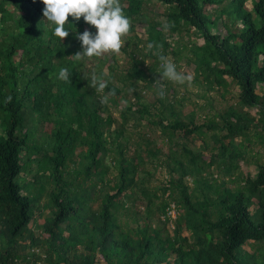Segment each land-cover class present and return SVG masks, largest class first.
Returning <instances> with one entry per match:
<instances>
[{
	"label": "trees",
	"instance_id": "trees-1",
	"mask_svg": "<svg viewBox=\"0 0 264 264\" xmlns=\"http://www.w3.org/2000/svg\"><path fill=\"white\" fill-rule=\"evenodd\" d=\"M156 1L169 7L170 35L182 31L171 27L175 20L203 40L192 50L196 73L205 74L209 86L234 83L238 108L247 112L229 107L218 127L214 120H182L165 95L154 107L144 103L141 90L153 85L155 67L170 47L160 22L146 30L153 46L145 57L157 51L152 66L143 55L129 54V67L118 72L114 55L111 64L100 55L85 72V57L72 56L81 50L75 29L59 42L42 0H0V264H264V155L254 175L238 181L234 174L249 127L264 130V0ZM223 2L215 18L207 14ZM142 3L121 1L131 28L144 22ZM222 14L231 18L228 29ZM69 20L76 31L85 30L82 17ZM62 67L73 72L70 82L59 78ZM93 73L108 81L106 89L93 86ZM126 82L133 101L116 84ZM253 109L257 118L249 115ZM32 121L50 126L42 144L34 141ZM143 121L166 141L165 152L147 134H137L135 142L127 137V126ZM218 130L225 133L218 136ZM207 132L214 146L195 147ZM255 137L264 149V135ZM159 169L166 180L151 187ZM43 194L49 215L33 229ZM170 203L178 211L172 232L162 220Z\"/></svg>",
	"mask_w": 264,
	"mask_h": 264
},
{
	"label": "rangeland",
	"instance_id": "rangeland-1",
	"mask_svg": "<svg viewBox=\"0 0 264 264\" xmlns=\"http://www.w3.org/2000/svg\"><path fill=\"white\" fill-rule=\"evenodd\" d=\"M123 0H120V2ZM142 18L144 19V22L133 24L131 31L124 34L122 39L125 41V43L122 45V49L119 52H105L102 53L101 56H108V62L107 64H111L113 59L111 58L112 55L115 56L118 64H119V71L125 70L130 65V58L129 54H133L135 57H140L143 55L145 57L146 54L149 53L150 50H152V47L149 48V38L150 35L147 33V27L149 23H161L164 28L163 35L167 38L168 42L170 43L169 50H167V53L164 54V57H166L168 60H171L176 63L178 71L184 73L185 75L191 76V80H186L184 83H179L176 81L169 80L168 78L164 77L162 79H159L162 72V61H158V66L155 67L154 70V82L153 85L148 88L147 90H141V94L143 97L144 103L153 106L156 104V101L159 97V91L160 86H164V91L166 98L169 100H173L175 103V107L177 111H180L182 116V120L188 121V117H192L194 120V123L196 125L205 124L209 120H214L218 127H221L223 125V122L219 115L223 114L229 107H234L238 112H247V109H241L238 108V87L234 83L228 82V85L226 88L218 87L215 84H212L209 86L208 79L206 78L205 74L196 73L195 71V64L191 61L194 59V54L192 53V50L195 46L202 47L203 40L196 37L195 30L190 29L187 31L185 29L187 26L186 24L180 22L176 23L175 20H172L170 23L171 27L173 28H179L182 31L171 33L169 34L167 17L166 13L169 11V7L164 6L163 4L157 2L156 0H142ZM246 10H251V3H246ZM225 7V2H223L221 5H213L211 6L207 14H210L212 18H215L216 14H220V11L223 10ZM171 8V7H170ZM172 11H174L172 9ZM17 15V14H16ZM221 18L223 24L227 25V29L232 26L231 24V18L226 17L225 14H222L221 16H218ZM85 22V21H84ZM184 25V28H181V26ZM238 26L241 25V23H237ZM92 28L94 31H96L95 27L85 22V29ZM222 35H226V29L223 28L221 30ZM138 48V49H137ZM198 48V53L201 52V54H204L203 51H205V46L202 49ZM172 49L175 51H178V54H173ZM197 49V48H196ZM161 50V49H160ZM139 51V52H138ZM157 51L152 52V55L149 57H145V66H152L156 59L153 58V54H156ZM139 54V55H138ZM83 67L84 71L87 72L89 69H91L95 64H97V59L93 57H85L83 59ZM106 67H104L103 71L106 72ZM123 72V71H121ZM212 77H210L211 79ZM118 88H123V91L126 94L127 98L133 101L132 96V90L129 86V82H126V84L123 83H116ZM258 94H262L261 87L258 88ZM108 107L110 110V113L114 118H119V111L114 109L113 107H110L109 103ZM121 107L124 106V102L121 101ZM151 112H154L153 108L151 107ZM249 115L252 118H257V110H250ZM142 127L135 128L131 126L130 124L127 126L126 135L127 137H130L132 142H135L138 139L137 134L148 135L154 142L156 143L157 147L162 148L163 152L167 150L166 141L161 139L159 132L158 134H155L153 131L149 129L147 125H145V121L142 122ZM31 128H34L36 130V133L34 135V141L38 144H42L45 140V132L49 133L50 126L47 125H41L37 121L29 122V125ZM261 130V129H260ZM218 136L224 134L225 132L221 131H215ZM211 134L213 132H207L203 136H199L195 139V147L201 149L203 148L204 144H207L208 148H211L214 146L213 139L211 138ZM256 135L263 134L264 130H256L251 125L248 130V141L241 142L243 147L246 149L244 159L239 162L240 169L236 171L234 174L237 175L238 181L242 177H244L247 173H250L251 175H254L257 171V166L262 162L263 155H264V149L258 143ZM241 138H237L236 142H240ZM33 142V141H32ZM248 142H251L248 144ZM132 151L128 152V155H131ZM203 154L205 158H208L209 151L203 150ZM78 166V165H77ZM80 168V166H78ZM31 170L35 168V166L32 164L29 167ZM150 169V167H149ZM214 175L221 177H225L228 179L229 176H225L223 173H219L214 169ZM241 174V175H240ZM166 172L164 169H159L155 172V175L150 183L151 187H157L161 182H164L166 180ZM22 177L24 179L31 180V175L29 174H22ZM186 183L193 188V184L190 178H187ZM168 199L165 198V201ZM48 202V198L46 194H43L41 198L39 199L38 208L35 210V219L36 222L31 224L30 226L33 227V229H36L35 227L42 225L44 222V217L49 215V209L45 208L44 205ZM40 209V212H42V216L39 215V212L37 211ZM37 211V212H36ZM174 227V222L171 225L167 224V229L169 232H172ZM246 249H250V245L246 246Z\"/></svg>",
	"mask_w": 264,
	"mask_h": 264
},
{
	"label": "clouds",
	"instance_id": "clouds-1",
	"mask_svg": "<svg viewBox=\"0 0 264 264\" xmlns=\"http://www.w3.org/2000/svg\"><path fill=\"white\" fill-rule=\"evenodd\" d=\"M42 2L45 5L42 9L43 16L54 25L53 34L60 38L59 42L69 35L70 30L75 29L73 32L81 43V50L72 55L77 59L98 57L108 51L119 52L125 43L122 37L131 28V20L125 14L120 0H42ZM69 16L75 21L82 17L85 22L94 26L96 31L89 29L76 31V26L69 20ZM152 46L151 43L148 45L149 48ZM160 60L163 70L159 79L166 77L179 83L192 79L191 76L178 71L175 62L163 55L160 56ZM72 73L68 67H62L59 70V78L70 82ZM91 79L93 86L101 90L108 87V81L95 73ZM159 95L161 97L165 95L163 85L160 86ZM107 99V96L102 97V102L106 103Z\"/></svg>",
	"mask_w": 264,
	"mask_h": 264
},
{
	"label": "built area",
	"instance_id": "built-area-1",
	"mask_svg": "<svg viewBox=\"0 0 264 264\" xmlns=\"http://www.w3.org/2000/svg\"><path fill=\"white\" fill-rule=\"evenodd\" d=\"M178 215V211L176 205L174 203H170L169 206L166 208L165 215L162 217V220H167V224L171 225L176 220ZM172 228H174L172 226Z\"/></svg>",
	"mask_w": 264,
	"mask_h": 264
}]
</instances>
